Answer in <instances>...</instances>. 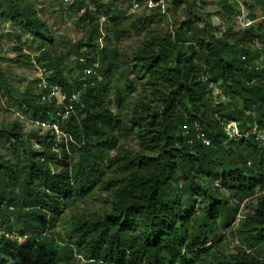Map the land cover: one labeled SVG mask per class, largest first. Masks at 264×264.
<instances>
[{
  "label": "trees",
  "instance_id": "1",
  "mask_svg": "<svg viewBox=\"0 0 264 264\" xmlns=\"http://www.w3.org/2000/svg\"><path fill=\"white\" fill-rule=\"evenodd\" d=\"M117 1L98 3L94 14L87 9L91 30L75 47L82 74L94 70L85 74V80L71 83L61 59L44 50L50 80L62 84L68 98L57 104L55 99L41 102L29 92L22 96L19 109L28 119L51 124L45 134H33L40 148L24 139L18 123L0 126V138L10 151L8 159L0 156V218L12 232L11 217L16 216L25 237L17 243L0 236V264L61 260L64 264H264V147L254 135L227 146L220 125L221 119H243L248 127L254 114L264 130V66L257 68L259 51L232 43L238 33L217 35L208 25L198 33L184 31L189 14L174 33H147L133 58L147 90L124 122L107 99L110 80L120 67L118 51L98 44L102 29L108 33L106 41L110 35L119 41L129 35L126 29H132L123 26L129 15L117 10ZM259 1L264 8V0ZM100 13L106 18L103 24L97 18ZM1 14H9L37 36L48 33L29 3L21 6L7 0ZM142 26L150 25L142 21ZM263 27L247 31L241 42L263 43ZM217 82L227 88L231 101L214 105L218 114H209V84ZM0 88H9L2 75ZM128 90L135 91V85L129 84ZM78 91L83 93L81 100L71 101ZM118 103L122 104L120 98ZM63 110L73 112L59 122ZM194 122L210 145L196 140L192 128L189 137L180 134L182 126ZM56 123H62L67 141L57 139L52 127ZM133 132L141 149L134 156L118 152L121 137ZM189 138L195 139L193 143ZM96 188L109 193L108 207L90 216H64ZM250 197L254 210L238 229L243 235L256 234L250 239L251 251L210 263L220 229L234 226ZM59 223L67 230L66 237L54 231ZM57 240L65 245L59 247Z\"/></svg>",
  "mask_w": 264,
  "mask_h": 264
},
{
  "label": "rangeland",
  "instance_id": "2",
  "mask_svg": "<svg viewBox=\"0 0 264 264\" xmlns=\"http://www.w3.org/2000/svg\"><path fill=\"white\" fill-rule=\"evenodd\" d=\"M13 1L21 6L29 3L32 9H34V13L45 24L48 33L46 36L44 35L45 37L37 36L36 33L29 31L30 29L23 30V26L11 20L9 14L6 17L2 16V14L0 15V75H2L9 86L8 90L0 88V126L18 123L24 139L32 142L35 148H40V145L34 141L33 134H45L51 128V124L45 123L43 125L38 121L28 119L19 109V104L21 103L22 96L27 95V92L31 95L33 94L37 100L43 101L41 98L42 92L44 90L49 91V89H43L40 86L41 81H37L40 74L48 82L51 78L52 71L48 69V62L43 57L44 50L47 48L53 51L54 57L61 59V68L71 83L85 80V74L94 72V70L86 69L84 74H82V71L76 64V59L79 56L75 52V47L79 41L84 40L88 36L91 30L90 24L87 23V9L94 14L98 11L97 9L100 5L111 4L114 0ZM176 1L118 0L117 10L120 12L125 10L127 12L126 15H129L128 20H125L123 24V26L132 28L126 29L130 32L129 35L119 41L110 35L108 39L110 42L108 43L105 38V36H108L106 29L101 30L102 36L98 40L100 48L109 46L115 47L118 51L120 67L115 70V74L110 80L107 99L111 101V109L124 122L129 119L130 112L136 101L142 95L145 96L147 90L145 86L146 79L133 66L136 50L143 45L147 39V33L151 31L174 33L175 30H180L179 27L183 25V22L187 21L188 14L190 17L189 21L183 26L184 31L198 33L201 27L208 25L212 32L217 35L230 32L238 33L239 36L231 38L232 43L259 51L260 55L256 59V64L264 66V42L262 43L257 39L254 41L245 39L241 42V38L247 31L258 29L264 24V8H262L259 0H182L178 3V6H176ZM6 5L7 0H0V11H5ZM117 10L114 12L117 13ZM97 18L101 24L106 19L101 13L97 14ZM142 21L148 23L150 25L149 28H143ZM262 29L264 33V27ZM49 38L52 39L53 43H49ZM17 48H22V50L20 51ZM82 59L84 58H81L80 61H84ZM204 80L205 82L207 81L206 75L204 76ZM131 83L135 85V91L128 90V86ZM209 88L212 90L209 101L211 105L206 108V111L209 114H218L214 105H218L221 102H229L231 98L226 93L227 88L222 86L221 82L209 84ZM82 95L83 93L80 92L76 100L80 101ZM119 98L122 104L118 103ZM238 102L241 103L240 100ZM240 107L242 108V106ZM71 112L73 111H70V113L65 110L61 111L58 121L62 122L66 120L71 115ZM245 114L248 117L251 115L249 112ZM251 118L253 119L247 121L248 127L243 119L229 121L221 119L220 125L224 133L225 127L230 122H237L238 130L241 133L240 136L234 135L231 139H228L225 134V145L228 146L231 141L243 140L251 136L249 132L251 131V126L254 122L258 123V119L254 114ZM61 124L56 123L52 127L55 129L59 141L63 139L67 141L68 133L61 129ZM258 125L260 124L258 123ZM260 130L264 132L263 129ZM184 131L185 127L182 126L180 134L185 137ZM204 141L210 142V139L205 136ZM258 145L261 146L259 143ZM140 149V138L136 132H133L127 138L121 137L118 152L134 156ZM0 156L5 159H8L10 156L9 144L5 143L2 138H0ZM113 175L118 176L117 174ZM108 195L109 193L96 188L86 198L71 205L64 216H90L91 214L101 213L104 208L110 205ZM254 202L253 197L245 199L234 226L226 231L220 229L219 237L214 240L216 246L211 252L210 263L227 261L239 251H251L250 239L255 237L256 234L250 231L246 235H243L241 229L238 228L248 221L247 216L252 214ZM11 218L15 225L13 231L10 233L18 236L24 242L25 237L20 235L22 226L19 227L16 224V216H12ZM253 227L255 226H251L250 228ZM54 231L59 232L64 237L67 236V230L60 223ZM56 244L59 247L65 245V243L58 240ZM76 257L80 259L78 256ZM60 264H64L63 260H61Z\"/></svg>",
  "mask_w": 264,
  "mask_h": 264
},
{
  "label": "built area",
  "instance_id": "3",
  "mask_svg": "<svg viewBox=\"0 0 264 264\" xmlns=\"http://www.w3.org/2000/svg\"><path fill=\"white\" fill-rule=\"evenodd\" d=\"M82 60H84V59H82ZM262 67L263 66H261V64L257 65V68H262ZM37 81L38 82L41 81L40 86L43 89H49V91L48 90H44L43 91V89H41L43 91L42 95H41V98H42L43 101H41V102H45V101L51 102L53 99H55L57 104H62L68 98V95L65 92L64 86L62 84H59L57 82H53L51 80H49V82H48L43 77L42 74L39 75V79L37 78ZM79 93H80V91L74 92L71 95L70 100L71 101H78L76 99H77V95ZM69 108L72 109V106H70ZM42 124L45 125V123H42ZM237 124H238L237 122H230L225 127V134L227 135L228 139L233 138L234 135L235 136L236 135H238V136L241 135V133L238 130ZM191 128L194 131V135L196 137L195 138L196 140L202 141L206 145L207 144L208 145L211 144V142H209V141H204L205 135H204L203 131L201 130L202 128H201V126H200V124L198 122H194V123H191L190 125L185 126L184 133H185L186 138H187V136L189 137L191 135ZM250 130H251V131H249L250 135H254L255 136V140L261 146H264V132H262L260 130L258 123L254 122L253 125L251 126ZM194 140H193V138L192 139L189 138L188 142L189 143H193ZM0 236L1 237H5L6 239H9V240H13V241H15L17 243H22L23 242L18 236H14L13 234L10 233V231L6 230L5 226L3 225V221H2L1 218H0Z\"/></svg>",
  "mask_w": 264,
  "mask_h": 264
}]
</instances>
